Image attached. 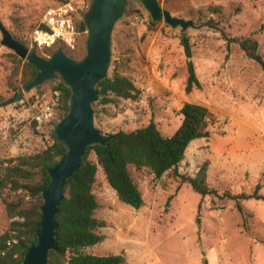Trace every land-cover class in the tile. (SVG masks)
<instances>
[{"label": "rangeland", "instance_id": "1", "mask_svg": "<svg viewBox=\"0 0 264 264\" xmlns=\"http://www.w3.org/2000/svg\"><path fill=\"white\" fill-rule=\"evenodd\" d=\"M55 3L56 0H0V21L10 33L25 39L45 9ZM159 5L172 17L193 23L184 37L188 40L191 57H186L181 44V28H171L163 21L154 22L140 0H127L112 33L108 75L116 72L125 76L138 93L134 100L119 99L106 104L105 109L96 105V126L108 134L119 130L130 132L152 121L162 129V135L169 137L181 123L179 110L184 103L205 106L213 115L208 127L222 137L229 122L245 116L250 121L264 120V111L243 113L238 112L232 102L229 105L227 85L221 82V79L226 82L228 63L232 61L231 74L234 68L246 67L264 88V72L259 65L248 59L236 43H227L224 37H251L264 59V0H159ZM85 41L86 33L68 53L80 60L85 54ZM11 54L14 53L0 46V112H3L0 115V160L30 155L48 146L46 141L52 140L50 132L55 122L42 127L41 132L34 124L29 125L34 100L40 98L49 102L51 87L57 80L38 90L24 92L19 100L15 97L14 102L8 103L13 95L11 87L21 72H16L19 67L14 69ZM187 61L192 62L201 84L200 89L190 93L184 90ZM139 97L144 99V104L138 102ZM10 106L16 113L28 112V115L15 121L7 117L6 109ZM118 118L120 122L115 124ZM4 120L8 121L5 127ZM231 130L219 140L231 137ZM261 133L264 141V130ZM213 140L217 138L211 142L209 137L191 142L176 175L193 177L202 165L208 167L212 156L209 145ZM261 140L252 136L225 151L229 156H245L247 161L243 164L254 170L263 167V170L256 178L246 177L242 183L230 185L229 182L217 183L210 177L209 187L217 191V197H201L174 172L156 179L146 169L128 166L143 198V206L133 209L118 200L97 166L92 187L98 204L94 217L105 221L106 226L98 230L103 240L84 252L97 256L122 254L124 264H264V202L240 201L238 211L235 201L221 197L224 192L250 194L257 185L258 194L264 197ZM89 159L96 163L92 153ZM11 221L0 200V234Z\"/></svg>", "mask_w": 264, "mask_h": 264}, {"label": "trees", "instance_id": "2", "mask_svg": "<svg viewBox=\"0 0 264 264\" xmlns=\"http://www.w3.org/2000/svg\"><path fill=\"white\" fill-rule=\"evenodd\" d=\"M75 25L79 32H86L82 18L76 19ZM10 34L14 40L39 57L47 58L57 50H63L67 55L69 54V49L61 44H56L51 49L43 51L36 48L29 49L27 38L22 39L14 33ZM224 37L227 43H236L245 56L256 62L264 72V59L258 52V44L255 40L251 37L241 39ZM181 44L186 57L190 58L191 51L187 38L182 37ZM11 55L14 69L19 67L16 72L19 70L21 72L20 78H16L15 84L11 87L13 95L8 103L14 102L19 88H24L38 74L31 64L19 59L15 54ZM68 56L74 61L79 60L70 54ZM186 66L187 77L184 90L190 93L194 89H200L201 84L192 62L187 61ZM56 80L57 83L51 87L52 91L57 90L60 94L56 118L52 120L55 121L52 124L54 128L68 114L71 90L57 73L52 80L44 81L34 88L38 90L44 84ZM96 91L99 99L93 104L94 110L98 104L106 105L119 99L134 100L138 93L128 78L116 72L100 80L96 84ZM179 114L181 123L174 134L169 137L163 136L156 124L151 121L147 126L130 132L120 130L108 133L107 135L112 138L105 145L89 146L87 153L81 158L78 170L66 182L65 199L60 203L56 216L57 250L49 252V264H124L122 254L97 256L84 252V249L103 240L104 237L98 233V230L106 226L105 221L94 217L98 204L92 193V187L97 166L102 169L108 185L114 190L121 203L133 209L141 208L143 198L131 178L128 166H134L138 170L146 169L156 179L168 172H174L176 175V170L183 161L189 144L196 139L209 137L207 127L211 124L213 115L207 108L184 103ZM54 128L50 132L51 145L30 155L0 160V200L7 217L12 220L8 228L0 234V264H19L27 249L35 243L42 192L49 184L47 171L67 152V146L55 136ZM99 130L104 134L101 129ZM91 153L96 163L89 159ZM176 176L182 183L189 184L193 191L201 197H217V191L211 189L206 182V164L202 165L193 177L179 174ZM258 190L257 185L250 194L232 195L224 192L221 197L235 201V207L240 211V201L253 199L264 202V197L258 194ZM11 237L16 239V243L8 247L6 241Z\"/></svg>", "mask_w": 264, "mask_h": 264}, {"label": "water", "instance_id": "3", "mask_svg": "<svg viewBox=\"0 0 264 264\" xmlns=\"http://www.w3.org/2000/svg\"><path fill=\"white\" fill-rule=\"evenodd\" d=\"M127 0H91L82 20L86 27L85 54L74 61L63 50H57L47 58L29 51L14 40L0 21V46L13 52L19 59L31 64L38 74L32 82L18 90L16 100L44 81H50L57 73L70 88L69 111L55 128V136L67 146V152L47 173L49 184L42 192L39 222L35 243L27 249L19 264H49L48 254L57 250L56 216L65 199V186L78 170L81 158L89 146L105 145L112 136L103 134L95 125L93 104L99 99L96 84L107 78L112 57V33L123 15ZM154 22L163 21L171 28H181L182 37L193 26L191 21L174 18L163 10L157 0H140Z\"/></svg>", "mask_w": 264, "mask_h": 264}, {"label": "crops", "instance_id": "4", "mask_svg": "<svg viewBox=\"0 0 264 264\" xmlns=\"http://www.w3.org/2000/svg\"><path fill=\"white\" fill-rule=\"evenodd\" d=\"M232 65L233 62L229 61L228 67L230 69L227 67L229 75L226 82L223 79H221L222 81L220 80L222 83L224 82L227 85L226 90L228 92V99L226 100H228V104L230 105V102H232L234 106L237 107L236 110L243 113H250L252 110H257L258 112L264 111V109H262L264 108V88L260 83H257L256 78L252 77L250 73L246 71V67L234 68L231 74L232 70L230 66ZM105 106L106 105H100V107L104 109ZM10 107L11 108L8 107L6 109L7 117L11 116V118H14L13 120L15 121L24 119V117L28 115V112H22L20 114L16 113L13 106ZM1 114H3V112H0V115ZM119 122L120 118L116 120L115 124H118ZM154 123L156 124V122ZM7 125L8 121L4 120L3 126L5 127ZM156 126L158 127L157 124ZM98 128L101 129L100 127ZM225 128L227 132L223 135V137L229 134V129H232V136L221 141L219 139L223 137L213 133L212 130H210V127H207V131L209 132V141L211 142L212 139L217 138V141L213 140V142L209 145V149L212 151V156H210V163L207 167L206 182L208 186L210 177L217 183L229 182L230 185L231 183H242L246 177L256 178L261 175L263 170V167H261V170L260 168H256V170L251 167L249 168L246 164H243L247 161L245 156H229L225 151H227L232 145L236 147L237 144L243 141V139L251 138L252 136L261 140L263 138V134L261 132L264 130V120L258 122L255 120L250 121L249 117L245 116V118L241 120L229 122V125L225 126ZM158 129L159 131L162 130L160 127H158ZM200 139L202 140L204 138L196 140ZM261 145V147L264 148L263 140H261Z\"/></svg>", "mask_w": 264, "mask_h": 264}, {"label": "built area", "instance_id": "5", "mask_svg": "<svg viewBox=\"0 0 264 264\" xmlns=\"http://www.w3.org/2000/svg\"><path fill=\"white\" fill-rule=\"evenodd\" d=\"M89 2L90 0H56L55 5L45 9L36 26L28 34L29 49L36 48L43 51L61 44L73 50L78 38L86 33L76 29L75 20L82 18L83 13L88 10ZM50 94L49 102L42 99L43 101L39 100L34 104L29 120V125L34 124L35 129L40 132L42 127L54 119L59 104V92L53 90ZM138 102L144 104V99L139 97ZM46 142L49 143L48 145L52 144V140ZM15 243L16 239L11 237L6 241V246L11 247Z\"/></svg>", "mask_w": 264, "mask_h": 264}]
</instances>
